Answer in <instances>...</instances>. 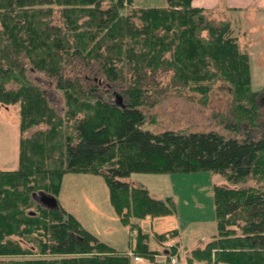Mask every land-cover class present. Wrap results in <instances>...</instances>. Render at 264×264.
Segmentation results:
<instances>
[{
    "label": "trees",
    "instance_id": "obj_1",
    "mask_svg": "<svg viewBox=\"0 0 264 264\" xmlns=\"http://www.w3.org/2000/svg\"><path fill=\"white\" fill-rule=\"evenodd\" d=\"M166 4L0 0V105H18L20 129L18 167L0 170V264H132L127 252L99 240L60 206L43 207L32 194L42 190L57 198L65 174H101L118 217L132 230L133 220L172 214L174 201L153 198L146 186L123 178L135 172L201 171L236 187L213 186L217 234L192 250L194 258L208 264H264V132L239 139L212 130L142 128L146 116L140 107L153 105L151 93L164 89L158 74L166 72L172 88L202 95L217 80L228 82L227 128L258 129L264 123L248 54L231 22L211 18L192 0ZM77 62L87 69L94 65L96 74L116 84L124 103L98 96L97 81L64 77V67ZM29 67L56 78L63 116L45 88L28 76ZM131 249L151 262L157 254L140 226ZM32 254L38 257L5 259Z\"/></svg>",
    "mask_w": 264,
    "mask_h": 264
},
{
    "label": "rangeland",
    "instance_id": "obj_2",
    "mask_svg": "<svg viewBox=\"0 0 264 264\" xmlns=\"http://www.w3.org/2000/svg\"><path fill=\"white\" fill-rule=\"evenodd\" d=\"M221 8L207 9L211 18L225 19L231 22L232 32L237 38L240 49L248 54L251 85L259 94L256 98L260 111L264 114V9L244 6L230 7L227 0H221ZM133 5L139 7H163L166 0H133ZM254 8V9H253ZM58 16V13H56ZM64 77H81L86 81H97L99 84L97 95L107 102L124 103L120 88L109 83L96 74L95 66L85 68L81 63L67 65L62 72ZM157 80L164 87L156 95L152 106H141L146 121L143 129L154 133L166 130L186 131H216L227 137L257 138L264 132V123L258 129L243 124L239 130L226 127L224 121L232 101L231 85L223 80H217L209 92L200 94L188 88H172L168 84L170 74L159 73ZM28 76L45 88L50 104L63 116L65 111L62 90L56 87V78H49L29 67ZM99 78V79H98ZM168 84V85H167ZM18 105H0V168L6 167L7 160L15 151L13 146L14 128L17 130L19 122ZM17 124V125H15ZM233 125V122H231ZM14 126V128H13ZM29 129L28 135L36 128ZM6 153L4 155L3 153ZM122 180L134 185H144L149 194L156 199L172 197L174 211L162 217L147 216L136 223L130 230L118 217L109 197V189L101 174L67 173L60 182L57 195L59 206L72 214L87 231L99 240L125 251L130 241L134 245L138 226L147 232L149 246L157 254H167L175 247L178 264H208L197 260L192 254L194 248H200L217 234L215 220V205L213 200V186L231 187L225 178L208 171L194 173H131ZM232 187H236L235 185ZM177 231H174V230ZM157 233L166 236L158 237ZM24 246H31L21 240ZM133 247V246H132ZM132 264H150L144 256L143 261H134L132 249L127 252ZM140 256V255H138ZM38 255L10 256L5 259L36 258ZM49 257V256H47ZM211 264V263H209Z\"/></svg>",
    "mask_w": 264,
    "mask_h": 264
},
{
    "label": "crops",
    "instance_id": "obj_3",
    "mask_svg": "<svg viewBox=\"0 0 264 264\" xmlns=\"http://www.w3.org/2000/svg\"><path fill=\"white\" fill-rule=\"evenodd\" d=\"M228 1V6L230 7H238V6H246V8L252 7L255 5L254 8L257 9H264V0H227ZM221 0H192V5L197 6V7H202L204 9H213V8H221L222 6ZM244 4V5H241ZM253 8V9H254ZM19 123V122H18ZM17 125V124H15ZM14 128V126H13ZM14 136H13V146H15V151L12 153L13 156H11L10 159L7 160L8 164L7 166L1 167L0 170H15L18 167V162H19V139H20V129H19V124L17 126V130L14 128ZM6 155V153H3ZM208 242V241H207ZM112 246V245H110ZM132 244L130 241L129 247L127 250L122 251V252H128L132 248ZM114 247V246H113ZM117 249V248H116ZM119 250V249H118ZM121 251V250H120Z\"/></svg>",
    "mask_w": 264,
    "mask_h": 264
},
{
    "label": "water",
    "instance_id": "obj_4",
    "mask_svg": "<svg viewBox=\"0 0 264 264\" xmlns=\"http://www.w3.org/2000/svg\"><path fill=\"white\" fill-rule=\"evenodd\" d=\"M35 201H37L40 205L48 209H58L59 203L57 198L54 195H51L45 191H38L32 194Z\"/></svg>",
    "mask_w": 264,
    "mask_h": 264
},
{
    "label": "built area",
    "instance_id": "obj_5",
    "mask_svg": "<svg viewBox=\"0 0 264 264\" xmlns=\"http://www.w3.org/2000/svg\"><path fill=\"white\" fill-rule=\"evenodd\" d=\"M134 261H143L141 256H133ZM150 264H178V255L176 253L156 254L153 256V261Z\"/></svg>",
    "mask_w": 264,
    "mask_h": 264
}]
</instances>
